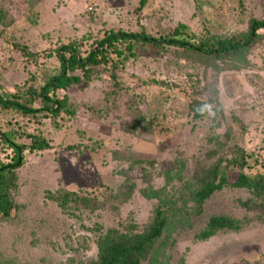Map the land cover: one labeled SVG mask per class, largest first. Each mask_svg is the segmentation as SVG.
I'll use <instances>...</instances> for the list:
<instances>
[{
  "label": "rangeland",
  "instance_id": "rangeland-1",
  "mask_svg": "<svg viewBox=\"0 0 264 264\" xmlns=\"http://www.w3.org/2000/svg\"><path fill=\"white\" fill-rule=\"evenodd\" d=\"M139 1L14 2L9 8L17 23L6 31L13 37L8 44L0 42L2 97L27 90L34 77L54 76L61 41L81 47L84 55L101 29L137 31L143 17L155 35L179 25L200 33L205 24L215 23L206 9L197 11L195 0H149L143 13L137 12ZM207 1L221 5L212 11L220 34H244L252 18H264V0ZM48 33H55L52 41L44 38ZM14 44L34 56L27 59ZM50 49L54 56L46 58ZM71 74L84 78L81 71ZM83 85L58 92L69 108L55 118L22 120L13 111L0 114L4 130H17V143L31 144L30 135H42L51 145L47 151L25 152L16 199L23 206L21 215L0 221V242L18 256L16 263H89L97 256L99 231L130 229L131 223L142 230L162 203L171 217L145 264H264V223L253 222L207 242L195 240L211 217H250L240 205L249 197L244 190L216 192L201 215L193 200L199 179L210 168L207 152H227L237 145L249 155L264 149V36L229 60L153 54L128 61L122 72L93 69L85 89ZM197 110L204 116L197 117ZM12 155L0 143V163L7 164ZM128 170L133 171L129 185H136L131 195L125 188L115 189L126 184L118 173ZM70 193L67 207L72 209L61 208ZM75 198H86L88 205Z\"/></svg>",
  "mask_w": 264,
  "mask_h": 264
},
{
  "label": "trees",
  "instance_id": "trees-1",
  "mask_svg": "<svg viewBox=\"0 0 264 264\" xmlns=\"http://www.w3.org/2000/svg\"><path fill=\"white\" fill-rule=\"evenodd\" d=\"M16 1L18 0H0V42L3 39L6 44L13 37L6 32L8 27L17 23L9 8ZM195 1L198 5L197 11L201 14L203 9H206L209 20L215 21L211 25L205 24L200 33L194 32L186 25H179L165 35H155L150 31L148 20L143 17L138 21L137 31L101 29L99 36L84 55L80 54L79 48L81 47L67 40L61 41L55 50L59 61L57 73L49 78L44 77V80L34 77L27 90L11 92L4 98L0 92V114L13 111L22 120L55 118L63 110L69 108L67 98L60 100L57 97L58 92L81 84L84 85L80 87L85 89L88 81L92 79L93 69L112 68L118 73V71L122 72V66L130 60L136 61L144 56L166 52L195 55L212 62L224 61L251 50L264 36V18H252L244 34L216 32L215 25L220 26L221 24L212 11L221 5L218 2L210 5L207 0ZM148 3L149 0H140L137 12L143 13ZM31 21L36 25L35 15ZM54 34H44V38L52 41L55 38ZM13 46L17 50H22L27 59L34 56L24 46L17 44ZM53 53L54 51L50 49L45 57L53 58ZM77 71H81L84 78L71 74ZM203 116L204 113L197 110V117ZM10 124V122L7 123V125ZM16 132L17 130L12 132L8 129L4 130L0 122V137L2 138L0 143L10 148L13 154L10 162L0 163V221L2 222L10 219L14 213L21 215L23 209L16 199L20 190L18 169L25 164V152L35 153L51 149L50 143L42 135H30L31 144L17 143ZM210 142H213L212 138ZM205 159L209 161L210 168L199 179V187L193 196L198 214L203 213L204 205L216 192L231 188L244 190L249 195L245 201L240 202V205L250 214V217L244 220L226 215L211 217L205 227L195 236V240L207 242L221 233H238L253 222L264 223V149H259L258 152L255 151L249 155L237 145V148H228L227 152L209 151ZM121 165L122 162L119 163V166ZM132 170L118 173L119 178L125 180L126 184L121 183L119 187H115L116 190L125 188L128 195L135 192L136 185L135 183L129 185L128 178ZM71 194L73 193L67 194L66 199L59 203L61 208L72 209L67 207ZM119 196H124L123 192H119ZM74 202H84L88 205L86 198L77 200L75 198ZM170 217L171 210L161 203L155 208L142 230L131 223L128 227L130 229L111 228L99 231L96 241L98 251L96 258L89 263L80 261L78 264H145L156 253L157 245L166 232ZM16 238L21 240L20 235H16ZM17 243L18 241L14 244ZM3 247L5 245L0 242V264H18L15 259L18 256L16 257L13 252ZM180 264H184V261Z\"/></svg>",
  "mask_w": 264,
  "mask_h": 264
},
{
  "label": "clouds",
  "instance_id": "clouds-1",
  "mask_svg": "<svg viewBox=\"0 0 264 264\" xmlns=\"http://www.w3.org/2000/svg\"><path fill=\"white\" fill-rule=\"evenodd\" d=\"M204 107L208 109L211 107V105H205Z\"/></svg>",
  "mask_w": 264,
  "mask_h": 264
}]
</instances>
